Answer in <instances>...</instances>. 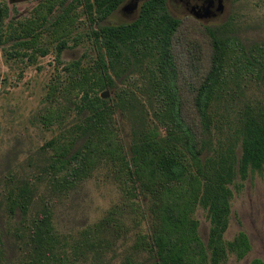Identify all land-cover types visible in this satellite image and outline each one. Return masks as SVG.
<instances>
[{"label":"trees","instance_id":"trees-1","mask_svg":"<svg viewBox=\"0 0 264 264\" xmlns=\"http://www.w3.org/2000/svg\"><path fill=\"white\" fill-rule=\"evenodd\" d=\"M124 1L39 0L29 16L8 22L7 30L9 7L0 3V43L11 41L9 55L34 62L54 47L61 65L48 82L39 114L43 128H56L40 147L43 163L6 196L8 213L19 212L25 225V264H109L107 252L115 255L116 239H126L130 231L134 238L119 264H223L231 255L241 260L251 249L248 235L239 231L226 239L225 232L231 186L264 166V101L245 93L264 87V42L246 45L225 24L200 22L211 52L190 93L191 119L174 54L182 19L191 16L175 17L165 0H147L136 19L105 24ZM79 6L87 19L85 32L78 30ZM84 38L94 55L63 64L60 55L69 42L76 46ZM105 90L110 95L101 98ZM101 166L129 203L131 225L126 229L123 211L110 210L71 242L63 240L52 204L33 208L37 184L66 193ZM198 207L208 220L206 240L194 216ZM145 216L148 232L140 225ZM3 260L0 240V264ZM248 264L263 261L253 258Z\"/></svg>","mask_w":264,"mask_h":264},{"label":"rangeland","instance_id":"rangeland-1","mask_svg":"<svg viewBox=\"0 0 264 264\" xmlns=\"http://www.w3.org/2000/svg\"><path fill=\"white\" fill-rule=\"evenodd\" d=\"M38 1L0 0V3H6L9 7L3 30L8 29V22L15 23L29 16ZM81 8H77L79 20L82 21L78 30L85 32L88 25ZM169 11L182 18L177 14L175 6L170 5ZM131 19L133 20L125 17L121 11H114L104 23L118 24ZM222 24L246 45L264 42V0H226L222 17L208 25ZM201 26L200 22L191 17L183 18L174 41L175 60L186 101L185 113L191 119L193 110L190 93L205 73L211 52L209 39ZM71 44L69 42L70 46L60 55L63 64L83 56L85 62L90 55H94L86 38L76 46ZM12 50L11 41L4 40L0 43V240L4 264H25L28 248L25 225L20 221L19 212L13 216L8 213L6 196L13 185L31 180L38 166L43 163L45 154L40 147L53 136L56 128H43L39 114L46 106L48 82L60 71L61 65L55 59L54 47L50 48L46 56H36L34 62L26 57H11L9 53ZM245 91L246 96L264 101V87L252 86ZM118 123L127 142V127L120 118ZM231 188V211L225 238L232 239L239 231H243L249 237L251 249L243 259L237 260L231 255L223 264H248L253 258L262 259L264 264V166L259 171L249 173L244 179H236ZM44 202L52 204L55 227L61 238L69 242L85 228L98 223L110 210L123 211L122 214L126 215V229L131 225L130 205L122 197L106 167L96 168L91 177L66 193H54L37 184L33 208H38ZM138 204L145 213V201L140 198ZM194 216L199 222V233L206 240L209 225L205 211L198 207ZM141 223L143 230L148 232L146 216ZM133 238V232L130 231L126 239L122 236L116 239L115 255L111 250L107 252L109 264H119L124 249ZM85 263L78 261L77 264Z\"/></svg>","mask_w":264,"mask_h":264},{"label":"flooded vegetation","instance_id":"flooded-vegetation-1","mask_svg":"<svg viewBox=\"0 0 264 264\" xmlns=\"http://www.w3.org/2000/svg\"><path fill=\"white\" fill-rule=\"evenodd\" d=\"M145 1L147 0H125L116 11H121L125 17L133 18L134 20L137 18L141 5ZM165 3L168 11L170 5L175 6L180 17L191 16L199 22L208 25L222 17L226 0H165Z\"/></svg>","mask_w":264,"mask_h":264},{"label":"water","instance_id":"water-1","mask_svg":"<svg viewBox=\"0 0 264 264\" xmlns=\"http://www.w3.org/2000/svg\"><path fill=\"white\" fill-rule=\"evenodd\" d=\"M100 97L101 98H108L109 97V92L107 90L103 91L101 94H100Z\"/></svg>","mask_w":264,"mask_h":264}]
</instances>
